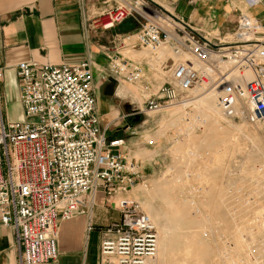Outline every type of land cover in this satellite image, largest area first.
Returning <instances> with one entry per match:
<instances>
[{"label": "built area", "instance_id": "built-area-1", "mask_svg": "<svg viewBox=\"0 0 264 264\" xmlns=\"http://www.w3.org/2000/svg\"><path fill=\"white\" fill-rule=\"evenodd\" d=\"M157 1L109 0L111 6L94 18L105 32L133 16L144 21L104 51L102 80L141 83L143 60L127 56L135 50L168 49L175 58L159 63L163 83L142 108L130 109L121 119L130 122L142 113H170L174 108L185 112L196 91L207 90L216 96L222 120L243 121L264 133V25L238 13L230 35L208 38L164 12ZM244 2L250 8L264 6V0ZM15 76L22 118L3 121L0 114V228L13 235L17 264L55 262L60 224L84 215L88 197L96 192L104 193L108 206L120 215L100 233L97 264H153L157 231L130 197L137 186L146 189L145 169L128 158L127 140L108 139L100 125L90 63L21 62ZM122 132L132 136L134 128L125 123ZM85 229L91 230L89 221ZM262 246L248 255L255 264H264Z\"/></svg>", "mask_w": 264, "mask_h": 264}, {"label": "rangeland", "instance_id": "rangeland-1", "mask_svg": "<svg viewBox=\"0 0 264 264\" xmlns=\"http://www.w3.org/2000/svg\"><path fill=\"white\" fill-rule=\"evenodd\" d=\"M156 3L163 7L164 12L180 21L174 15L172 7L162 3L161 0ZM130 19L111 31L119 36L124 33H133L132 31L139 30L144 24V21L137 16ZM135 51L129 52L127 56L133 60H143L145 65L143 81L137 85H120L126 99L122 103L115 98H110L116 84L114 81L108 79L103 84L95 85L94 83V93L100 105L105 104L106 100L107 103L112 101L114 104H127L130 106L126 110L127 113L129 109L142 108L144 100L154 94L163 83L162 76L165 74L158 69L159 63L169 58L175 60L168 49H160L154 53ZM159 52L163 56L158 55ZM122 53L127 52L122 51ZM199 92L196 91V95ZM211 97L204 98L198 103L194 102L198 98L196 97L189 110L185 111L186 113L179 108V110L163 114L142 113L133 121L125 120L126 124L134 128V135L125 134L121 137L130 139L127 141L131 145L127 148L128 158L136 160L145 170L147 169V172L144 170L146 189H143V186H137L130 197L141 204L143 211L153 221L158 237L162 234L166 235L174 244L165 257L156 256L153 264H247L251 260V263L255 262L253 259H248L250 252L264 245V218H259V213L264 210V197L258 199L255 192L259 186L257 181L262 183L264 179V165H262L264 133L257 126L243 121L222 120L216 101L211 106L209 104ZM210 130L221 137L222 143L210 147L207 138L212 133ZM149 141L154 145L146 146ZM208 169L210 172L206 171ZM251 172L254 176L250 175ZM258 177H261L260 181ZM220 190L224 192L220 207L222 217L208 216L206 207L211 202V197H214L215 193L217 195ZM164 192H167L172 199L175 198V202L182 203L186 207L181 219L175 220L171 210L163 203ZM174 220L181 225L176 224ZM193 235L207 246H205L207 251L210 250L207 253L208 257L206 256L207 258L201 263H194L189 256H186L184 250ZM233 241L238 243L237 247H234ZM261 249L264 251V246Z\"/></svg>", "mask_w": 264, "mask_h": 264}, {"label": "crops", "instance_id": "crops-1", "mask_svg": "<svg viewBox=\"0 0 264 264\" xmlns=\"http://www.w3.org/2000/svg\"><path fill=\"white\" fill-rule=\"evenodd\" d=\"M161 2L172 7L174 15L186 26L208 38L232 33L238 13H247L264 25L262 4L250 8L244 0ZM110 6L109 0H0V114L3 121L22 118L15 76V67L21 62L51 66L88 62L92 66L95 85L105 83L100 72L106 66L104 51L111 49L118 35L100 30L94 18ZM120 85H114L110 98L122 103L126 99ZM94 97L96 114L100 125L107 130V138L123 137L126 122L121 117L130 106L107 103V100L100 105L95 93ZM126 145L124 150L131 147L127 142ZM84 211V215L60 224L58 258L49 264H97L100 233L117 222L120 215L108 206L102 192L88 197ZM88 221L91 230L86 232ZM0 264H17L13 235L5 228H0Z\"/></svg>", "mask_w": 264, "mask_h": 264}, {"label": "bare ground", "instance_id": "bare-ground-1", "mask_svg": "<svg viewBox=\"0 0 264 264\" xmlns=\"http://www.w3.org/2000/svg\"><path fill=\"white\" fill-rule=\"evenodd\" d=\"M159 5V4H158ZM160 6V5H159ZM158 55H161V56H163V54L162 53H158ZM251 77H252V75L251 74H246L245 75V78L246 79H251ZM197 92H199V91H197ZM207 92V90H203V91H200L197 95H196V97H198L197 99H196V101H194V102H196V103H198V102H200L202 99H204V98H207V97H211V99H210V101H209V104H210V106L213 104V102L214 101H216V96L213 94V93H206ZM196 105V104H195ZM173 110H179V108H174V109H172V110H170V112H172ZM197 110H199V109H197ZM199 112V111H198ZM205 114V113H204ZM204 114H202V115H204ZM196 115V114H195ZM200 115H201V113H200ZM198 116V115H197ZM196 117V116H195ZM192 119V118H191ZM196 119V118H195ZM202 119V118H201ZM188 120V119H187ZM192 120H194V118L192 119ZM205 120V119H204ZM208 121V120H207ZM206 121V122H207ZM195 122V121H194ZM199 122V121H198ZM211 122V121H210ZM213 122V121H212ZM216 122V121H215ZM210 124V123H209ZM201 125V124H200ZM213 125V124H212ZM204 126H206V125H204ZM205 128V127H204ZM208 129V128H207ZM214 130V129H213ZM213 130H210V131H212V133L211 134H207L208 136H207V138H208V141H209V145H210V147H212V146H214V145H216V144H218V143H222V141H221V137L220 136H217L216 135V133H214L213 132ZM206 131V130H205ZM204 136V135H203ZM190 140V139H189ZM188 141V140H187ZM191 142V141H190ZM194 142H196V141H194ZM205 144V142L203 143V145ZM206 144H207V142H206ZM200 145V144H199ZM202 145V146H203ZM198 146V145H197ZM223 146V145H222ZM217 149V148H216ZM215 149V150H216ZM210 153H212V152H210ZM214 153V152H213ZM219 153V152H218ZM210 155V154H209ZM215 155V154H214ZM213 157V156H212ZM263 159V158H262ZM211 161V160H210ZM263 161V164L262 165H264V160H262ZM209 162V161H208ZM212 163V162H211ZM258 166H260V165H258ZM202 167V166H201ZM208 167V166H207ZM206 167V168H207ZM211 167H213V166H211ZM261 168H263L262 166H261ZM261 168H260V170H261ZM204 169H205V167H204ZM204 169H203V172H204ZM211 169V168H210ZM264 169V168H263ZM262 169V170H263ZM252 170H254V169H252ZM252 170H250V171H252ZM199 171H201V170H199ZM206 171H209V169L208 170H206ZM217 171H218V169H217ZM259 171V170H258ZM257 171V172H258ZM264 171V170H263ZM202 172V171H201ZM210 172V171H209ZM213 172H214V170H213ZM256 172V173H257ZM200 173V172H199ZM207 173V172H206ZM222 173V172H221ZM185 174V173H184ZM210 174V173H209ZM208 174V175H209ZM216 174V173H215ZM215 174H213V175H215ZM258 174V173H257ZM261 174V173H260ZM259 174V175H260ZM247 175V174H246ZM250 175H253V173L251 172V174ZM264 175V174H263ZM202 176V175H201ZM203 176H206V175H203ZM216 176V175H215ZM254 176V175H253ZM214 177V176H213ZM217 177V176H216ZM264 177V176H263ZM179 178V177H178ZM208 178V177H207ZM210 178H212L211 176H210ZM215 178V177H214ZM254 178V177H253ZM259 178H261V177H258V180L260 181V179ZM181 179V178H180ZM180 179H179V181H180ZM203 179V178H202ZM252 179V178H251ZM255 179V178H254ZM173 181H175V180H173ZM196 181H198L197 179H196ZM202 181V180H201ZM214 181V180H213ZM218 181V180H217ZM182 182H183V180H182ZM199 182V181H198ZM215 182V181H214ZM176 183V182H175ZM206 183V182H205ZM217 183V182H216ZM215 183V184H216ZM173 184V183H172ZM177 184V183H176ZM182 184V183H181ZM214 184V185H215ZM218 184V183H217ZM257 184H259V186H257V185H255V186H257L256 188H257V190H255V192H256V196H257V198L258 199H262L263 197H264V179H262V183H258V181H257ZM179 185V184H178ZM177 185V186H178ZM183 185V184H182ZM181 185V186H182ZM186 185V184H185ZM213 185V184H212ZM180 186V187H181ZM212 186H211V184H210V188H211ZM144 189V188H143ZM168 189V188H167ZM173 189V188H172ZM175 189V188H174ZM182 189H184V188H182ZM179 190V189H178ZM177 190V191H178ZM167 191H169V189L167 190ZM202 191V190H201ZM210 191V190H209ZM254 191V190H253ZM173 192V191H172ZM182 193V192H181ZM204 194H205V191L203 192ZM208 193V192H207ZM230 193V192H229ZM236 193H238V192H236ZM240 193V192H239ZM171 194V193H170ZM210 194V193H209ZM223 194H224V192L222 191V190H220L218 193H217V195H216V193L214 194V197H211V199H210V203H208V206L206 207V209H207V215L208 216H213V217H218V218H221L222 217V214H221V212H220V207H221V202L223 201L222 199L224 198V196H223ZM226 194V193H225ZM216 195V196H215ZM208 196V195H207ZM205 197V196H204ZM223 197V198H222ZM178 198V197H177ZM176 198V199H177ZM210 198V197H209ZM175 199V198H174ZM174 199H172V197L170 196V195H168L167 194V192H164V195L162 196V200H163V203L166 205V207L168 208V209H170L171 210V212L173 213V215H174V218H175V220H178V219H181L182 217H183V215H184V212H185V206L182 204V203H178V202H175L174 201ZM205 199V198H204ZM222 200V201H221ZM227 200V199H226ZM227 201H229V200H227ZM179 202H181V201H179ZM183 202V201H182ZM208 202V201H207ZM244 202V201H243ZM184 203V202H183ZM193 203V202H192ZM185 204V203H184ZM234 204V203H233ZM194 206V205H193ZM204 207V206H203ZM258 207V206H257ZM189 208V207H188ZM187 208V209H188ZM205 208V207H204ZM256 208V207H255ZM259 208V207H258ZM239 209V208H238ZM261 209V208H260ZM190 210V209H189ZM240 210V209H239ZM234 211H236V210H234ZM148 212H149V210H148ZM187 212H190V211H187ZM187 212H186V214H187ZM224 212V211H223ZM222 212V213H223ZM210 213V214H209ZM225 213V212H224ZM247 213V212H246ZM259 213V212H258ZM226 214V213H225ZM224 215V214H223ZM185 216H187V215H185ZM200 215H198V217H199ZM202 216V215H201ZM207 216V217H208ZM186 218V217H185ZM184 218V219H185ZM192 218H194V217H192ZM212 218V217H211ZM239 218V217H238ZM259 218H264V210H263V212H261V213H259ZM200 219H202V218H200ZM258 219V218H257ZM174 220V221H175ZM220 220H222V219H220ZM219 220V221H220ZM152 221V220H151ZM182 221V220H181ZM187 221V220H186ZM189 221V220H188ZM192 221V220H191ZM193 221H195V220H193ZM192 221V222H193ZM153 222V221H152ZM172 222V221H171ZM176 222V221H175ZM183 222V221H182ZM196 222V221H195ZM200 222V221H199ZM208 222V221H207ZM211 222V221H210ZM213 222V221H212ZM178 222H176V224H177ZM190 223V222H189ZM154 224V223H153ZM178 225H181V224H179L178 223ZM196 225V224H195ZM198 225V224H197ZM221 225V224H220ZM154 226H155V224H154ZM259 226V225H258ZM263 226V225H262ZM176 227V226H175ZM179 227V226H178ZM177 227V228H178ZM196 227V226H195ZM180 229V228H179ZM196 229V228H195ZM194 229V230H195ZM205 229V228H204ZM232 229H234V227L232 228ZM236 229V228H235ZM175 230H177L176 228H175ZM174 230V231H175ZM230 230V229H229ZM196 231H197V229H196ZM239 231V230H238ZM243 231H245V230H243ZM236 233V232H235ZM158 235V234H157ZM260 235V234H259ZM240 237H241V235H239ZM198 237H196V236H192L191 237V239L187 242V246L185 247V251H186V256H189L190 257V259L194 262V263H201V262H203L208 256V254L207 253H209L208 251H210V250H208L207 251V249H206V247L197 239ZM233 238H235V237H233ZM233 238H231V239H233ZM235 239H237V238H235ZM234 240V239H233ZM239 241V240H238ZM234 242V241H233ZM240 242V241H239ZM205 243V242H204ZM235 243V245H234V247H237V245L236 244H238V243H236V242H234ZM173 242H172V240H171V238H169L168 236H166V235H163L162 234V236L160 235L159 237H158V240H157V254L158 255H156V256H159L160 258H162V257H165V255L169 252V250L170 249H172V247H173ZM231 246V245H230ZM233 246V245H232ZM264 246V245H263ZM209 249V248H208ZM263 249V248H262ZM207 256V257H206ZM247 261H249V260H247ZM252 261V260H251ZM251 261L250 262H246L247 264H253V263H256V262H252L251 263ZM240 263V262H239ZM238 264V263H237ZM244 264V263H243Z\"/></svg>", "mask_w": 264, "mask_h": 264}]
</instances>
